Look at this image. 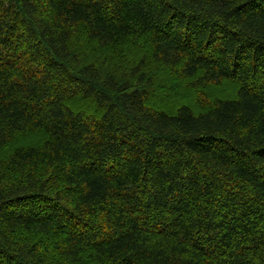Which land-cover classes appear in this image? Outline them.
I'll return each mask as SVG.
<instances>
[{
    "label": "trees",
    "instance_id": "16d2710c",
    "mask_svg": "<svg viewBox=\"0 0 264 264\" xmlns=\"http://www.w3.org/2000/svg\"><path fill=\"white\" fill-rule=\"evenodd\" d=\"M0 264H264V0H0Z\"/></svg>",
    "mask_w": 264,
    "mask_h": 264
}]
</instances>
